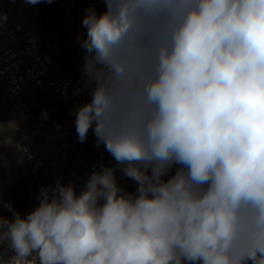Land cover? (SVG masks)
Wrapping results in <instances>:
<instances>
[{"label":"clouds","instance_id":"1","mask_svg":"<svg viewBox=\"0 0 264 264\" xmlns=\"http://www.w3.org/2000/svg\"><path fill=\"white\" fill-rule=\"evenodd\" d=\"M103 4L77 37L75 130L116 165L26 215L0 199V264H264V0Z\"/></svg>","mask_w":264,"mask_h":264},{"label":"built area","instance_id":"2","mask_svg":"<svg viewBox=\"0 0 264 264\" xmlns=\"http://www.w3.org/2000/svg\"><path fill=\"white\" fill-rule=\"evenodd\" d=\"M17 2L21 7L31 6L27 0ZM80 5L84 13L93 6L101 11L105 8L103 0H80ZM0 12L8 16L7 22L0 27V82L4 97L18 99L26 93H33L35 101H41L45 97L43 101L56 123H61L67 117L75 123L74 112L84 101L81 70L67 76L58 75L53 70L51 55L42 49L32 27L7 6L0 4ZM73 93L77 94V99L72 96ZM47 141L52 144L53 140ZM14 144L21 178L26 173L34 175L27 182L33 188L30 197H33L31 203L34 207L38 203L36 198L41 186L55 185L57 180L64 184L72 182L79 194L94 168L99 170L102 165H116V161L102 144L87 145L77 140L70 143L64 137L59 138L48 153H44L39 150L32 134L22 129L15 131ZM116 179L126 191H135V182L125 177L119 168ZM30 211L23 209L19 212L26 215ZM0 215L10 218L12 213L5 211L0 204Z\"/></svg>","mask_w":264,"mask_h":264},{"label":"rangeland","instance_id":"3","mask_svg":"<svg viewBox=\"0 0 264 264\" xmlns=\"http://www.w3.org/2000/svg\"><path fill=\"white\" fill-rule=\"evenodd\" d=\"M0 4L7 6L34 29L42 49L51 55L53 70L58 75L67 76L81 70L85 53L79 47L77 37L85 34L86 30L82 27L85 13L81 9L80 0H53L51 4L42 2L31 4L30 7L19 6L17 0H0ZM73 94L77 99V94ZM34 96L33 93H26L18 99H7L0 82V194L2 201L11 202L16 211L28 206L34 207L31 203L33 197H30L33 188L27 183L34 175L26 173L21 178L14 144L15 131L22 129L30 132L39 150L44 153H48L59 138L66 137L70 143L75 141L69 136L76 131L75 123L71 125L69 117L56 123L43 101L45 97L35 101ZM90 99L89 92L84 89V101L79 106ZM45 133L50 135L46 137ZM47 139L53 140L51 147ZM84 143L97 146L91 130ZM3 208L9 212L6 207Z\"/></svg>","mask_w":264,"mask_h":264},{"label":"bare ground","instance_id":"4","mask_svg":"<svg viewBox=\"0 0 264 264\" xmlns=\"http://www.w3.org/2000/svg\"><path fill=\"white\" fill-rule=\"evenodd\" d=\"M33 33H35L34 29H33ZM35 34H36V33H35ZM72 96H74V94H72ZM70 122H71V121H70ZM73 124H74V123L71 122V125H73ZM66 125L69 126V124H66ZM71 125H70V126H71ZM74 125H75V124H74ZM45 134H46V133H45ZM67 134H69V133H67ZM49 135H50V134H46L45 136L48 137ZM69 136L72 137V140H76V139L78 140V136H77L76 131H75V133H73V134H72V133L69 134ZM55 139H56V138H54L53 140L55 141ZM51 146H52V144H50V147H51ZM32 209H33V208H30V207L28 206V207L25 209V211L27 212L28 210H32Z\"/></svg>","mask_w":264,"mask_h":264}]
</instances>
